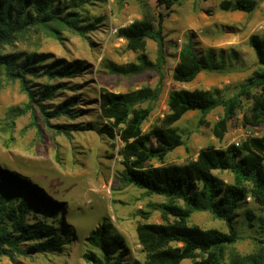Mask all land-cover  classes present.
<instances>
[{"label":"trees","instance_id":"1","mask_svg":"<svg viewBox=\"0 0 264 264\" xmlns=\"http://www.w3.org/2000/svg\"><path fill=\"white\" fill-rule=\"evenodd\" d=\"M83 1L0 0V48L11 45L19 36L37 26L58 39L60 29L85 37L94 23H80L82 19L74 8ZM163 2L168 8L176 0ZM218 6L222 10L249 13L256 9L258 0H220ZM152 15L156 26L151 18L144 17L117 28L116 35L126 40V47L134 51L136 57L123 65L108 62L107 67L111 73L121 76L154 70L159 77L156 85H143L126 92L101 87L98 108L102 123L100 127L91 125L90 128H97L100 133L119 142L118 155L123 165L119 180L122 183L141 188L147 195L164 197L162 202L153 205L159 211L161 221L140 225V231L148 237L152 264H181L183 260H189V264H264V227L261 235L255 238L259 248L254 252L239 254L230 249L242 238L236 227V217L237 209L244 205L246 198L249 196L264 208V133L248 136L225 147L208 145L200 148L195 158L183 163H163L169 151L184 143L175 123L188 111H200L199 123H202L206 113L221 106L222 115L213 125V133L220 139L244 99H253V105L243 114V122L256 126L264 121V33H253L248 37V43L263 67L254 70L237 92L225 97L218 88H173L168 92L167 112L158 125L143 133L142 124L152 106L140 104L158 98L165 61L164 14L158 11ZM146 39L156 43L154 61L148 58ZM220 56L223 59L222 54ZM50 58L47 52H0V72L10 81H18L27 97L22 106L11 107L8 113L16 117L29 112V124L37 133L41 132L38 119L41 118L48 127L70 138L71 131L78 130L79 126L51 123L50 120L77 116L75 106L80 95H71L52 105L44 101L52 100L58 90L68 88L63 79L80 75L87 69V63L81 59L68 61L63 58L49 61ZM222 62L214 60L212 50L199 56L187 41L179 48L172 78L178 82H189L201 70L220 71ZM28 75L45 77L48 82L35 87ZM151 138L164 145L161 151L152 149ZM154 157L162 164L146 163ZM215 170L231 172L233 181L223 180L214 174ZM62 207L63 203L35 179L0 163V255L11 258L36 253L62 255L67 243L61 221ZM196 211H208L224 222L226 230L189 223ZM139 214L147 220L151 211L140 210ZM87 241L99 253L86 251L83 254L86 261L122 264V241L111 231L109 224H98L87 236Z\"/></svg>","mask_w":264,"mask_h":264},{"label":"rangeland","instance_id":"2","mask_svg":"<svg viewBox=\"0 0 264 264\" xmlns=\"http://www.w3.org/2000/svg\"><path fill=\"white\" fill-rule=\"evenodd\" d=\"M220 0H176L166 7L163 0H85L74 8L81 24L94 23L86 38L68 29L59 30V39L43 27H32L19 36L11 45L0 48V52L36 51L47 52L49 61L63 58L68 61L81 59L87 69L73 78L63 81L68 88L58 90L52 105L71 95H80L75 106L77 116H60L51 123H65L79 126L71 131V137L48 127L41 118V132L29 123L30 113L13 117L8 109L22 106L26 94L18 81H10L0 72V163L35 179L57 200L63 203L62 224L67 243L62 255L32 254L30 256L0 255V264H96L88 262L83 254L92 250L99 253L87 241V236L98 224L110 225L113 233L121 238L124 256L122 264H152L148 237L140 231L143 222H160V213L153 205L164 200L161 195H147L144 190L119 180L123 169L118 155L119 142L100 133L102 120L99 115L98 98L101 87L115 92H126L143 85L153 87L158 81L154 70L121 76L111 73L107 63L123 65L135 60L136 53L126 47V40L116 35L117 28L133 20L149 17L156 26L152 12L164 14L165 61L162 65V82L156 100L142 102L152 106L148 118L142 124L143 133H148L167 112V96L173 88H218L225 97L238 91L241 83L251 73L263 67L248 43L253 33H264V0L251 12L222 10ZM190 41L199 56L212 50L214 60H223L220 71L201 70L189 82H178L172 78V69L178 59L181 44ZM148 58H156V43L146 39ZM222 54L223 59H221ZM31 84L39 87L48 82L45 77L28 75ZM73 88V89H72ZM256 90V89H255ZM253 105V99H244L235 116L228 122V128L220 139L213 133L215 121L222 115L217 106L206 113L199 123L201 112H186L175 123L183 144L169 151L163 163H183L195 158L200 148L208 145L225 147L239 143L251 135L264 133V121L256 126L245 124L243 114ZM153 150L161 151L164 145L150 139ZM147 164L160 165L156 157ZM20 167V169H16ZM225 181L232 182L229 171H213ZM151 211L144 220L139 211ZM251 213V215H249ZM189 223L203 228L226 230L222 220L208 211L192 213ZM236 227L242 238L232 245L239 254L252 253L259 248L256 237L264 227V208L255 204L248 196L242 207L237 209ZM156 264V263H154ZM181 264H189L183 260Z\"/></svg>","mask_w":264,"mask_h":264}]
</instances>
